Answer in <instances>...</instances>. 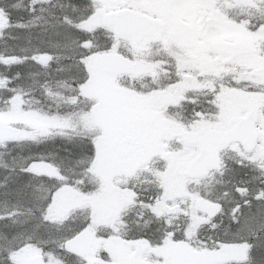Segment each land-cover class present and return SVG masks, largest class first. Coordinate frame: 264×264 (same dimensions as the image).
Wrapping results in <instances>:
<instances>
[{"label":"snow or ice","instance_id":"6c2138e0","mask_svg":"<svg viewBox=\"0 0 264 264\" xmlns=\"http://www.w3.org/2000/svg\"><path fill=\"white\" fill-rule=\"evenodd\" d=\"M0 264H264V0H0Z\"/></svg>","mask_w":264,"mask_h":264}]
</instances>
